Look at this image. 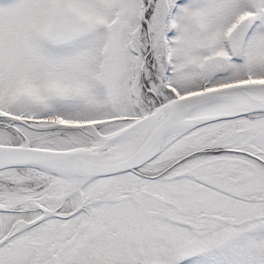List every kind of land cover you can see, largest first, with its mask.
<instances>
[{"label":"snow or ice","instance_id":"snow-or-ice-1","mask_svg":"<svg viewBox=\"0 0 264 264\" xmlns=\"http://www.w3.org/2000/svg\"><path fill=\"white\" fill-rule=\"evenodd\" d=\"M0 264H264V0H0Z\"/></svg>","mask_w":264,"mask_h":264}]
</instances>
